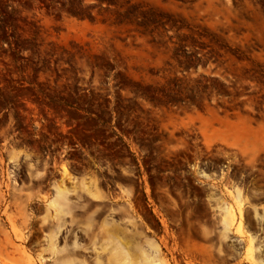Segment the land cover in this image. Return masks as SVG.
Masks as SVG:
<instances>
[{
	"label": "rangeland",
	"instance_id": "1",
	"mask_svg": "<svg viewBox=\"0 0 264 264\" xmlns=\"http://www.w3.org/2000/svg\"><path fill=\"white\" fill-rule=\"evenodd\" d=\"M0 264H264V0H0Z\"/></svg>",
	"mask_w": 264,
	"mask_h": 264
},
{
	"label": "flooded vegetation",
	"instance_id": "2",
	"mask_svg": "<svg viewBox=\"0 0 264 264\" xmlns=\"http://www.w3.org/2000/svg\"><path fill=\"white\" fill-rule=\"evenodd\" d=\"M201 166L202 168L201 169H205V170H209V173H206V174H213V175H216L217 171L220 169V164L219 163H213V162H207V161H203L201 163ZM166 173V172H165ZM163 174V172L159 173V175ZM189 188L188 186H185V189L187 191H189ZM203 200L206 199L205 196L202 197Z\"/></svg>",
	"mask_w": 264,
	"mask_h": 264
},
{
	"label": "bare ground",
	"instance_id": "3",
	"mask_svg": "<svg viewBox=\"0 0 264 264\" xmlns=\"http://www.w3.org/2000/svg\"><path fill=\"white\" fill-rule=\"evenodd\" d=\"M66 173H67V170H66ZM68 174V173H67Z\"/></svg>",
	"mask_w": 264,
	"mask_h": 264
}]
</instances>
